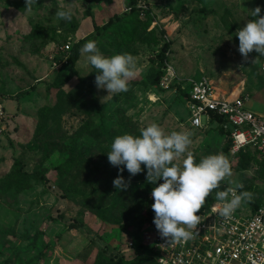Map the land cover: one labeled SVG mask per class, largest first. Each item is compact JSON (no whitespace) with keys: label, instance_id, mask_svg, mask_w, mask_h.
Here are the masks:
<instances>
[{"label":"rangeland","instance_id":"1","mask_svg":"<svg viewBox=\"0 0 264 264\" xmlns=\"http://www.w3.org/2000/svg\"><path fill=\"white\" fill-rule=\"evenodd\" d=\"M139 6L149 8L152 17L132 14L123 32L105 31L97 45L106 56L127 52L136 58L130 81H147L153 66L161 71L160 83H129L127 92L113 95L95 87L99 109L80 82L96 76L86 54L76 63L80 77L64 81L65 46L95 37L93 19L104 24L128 14L129 0H37L31 11L25 0H0V103L6 114L0 128V264H96L100 254L129 260L155 255L154 186L150 183L148 193L144 186L136 195L133 191L147 170L119 191L113 186L119 169L106 153L117 135H139L154 122L166 133L190 132L188 151L196 162L225 155L226 137L216 124L201 130L190 125L188 98L179 87L187 78L207 75L216 94L246 96L248 107L264 115V57L254 64L243 61L235 35L253 19L256 6L264 14V0H144ZM58 8H72L78 27L58 19ZM165 42L170 45L162 61ZM26 91L19 100L9 99ZM185 155L174 163L182 165ZM225 156L231 179L244 185L238 191L253 193L251 202L241 204L264 205V163L250 158L243 166L241 156ZM16 159L29 172L42 170L48 185L18 174ZM67 161L71 164L62 165ZM122 175L129 179L126 168ZM221 185L218 190L229 186L227 178ZM149 258L144 264H152Z\"/></svg>","mask_w":264,"mask_h":264},{"label":"clouds","instance_id":"2","mask_svg":"<svg viewBox=\"0 0 264 264\" xmlns=\"http://www.w3.org/2000/svg\"><path fill=\"white\" fill-rule=\"evenodd\" d=\"M36 3L37 0H25V9L31 11ZM55 15L58 19L71 22L74 11L72 8H58ZM251 16L253 19L238 27L235 35L243 61L254 64L264 57V14L261 7L252 9ZM252 52L257 53L255 58H250ZM80 53L86 54V60L96 70L94 83L98 89L106 90L108 95L129 90V81L136 68V58L131 53L106 56L95 40L87 41L80 48ZM139 133L117 135L106 153L108 162L120 173L113 180V186L119 191L127 190L131 177L146 168V180L154 185L151 190L154 201L151 207L155 213L153 223L159 235L168 242L193 237L201 222L197 213L213 190H217L215 199L223 202L217 214L224 219L229 218L242 202L253 198L250 191H238L244 185L231 179L232 167L223 153L209 154L196 162L193 153L188 151L190 132L166 133L153 122L140 128ZM185 153L182 165L174 163L176 156ZM125 168L129 173L128 180L122 175ZM226 178L229 186L218 190L221 181Z\"/></svg>","mask_w":264,"mask_h":264},{"label":"built area","instance_id":"3","mask_svg":"<svg viewBox=\"0 0 264 264\" xmlns=\"http://www.w3.org/2000/svg\"><path fill=\"white\" fill-rule=\"evenodd\" d=\"M65 48L70 50L71 44ZM185 81L182 87L189 95L193 128L221 125L232 141L230 154L247 146L264 154V115L248 107L246 96L224 98L216 94L213 80L207 75ZM5 115L0 103V128ZM222 204L214 200L203 208L201 222L188 240L168 242L156 229L152 242L159 264H264V205L256 211L240 205L224 219L217 214ZM129 244L134 246L133 242Z\"/></svg>","mask_w":264,"mask_h":264},{"label":"trees","instance_id":"4","mask_svg":"<svg viewBox=\"0 0 264 264\" xmlns=\"http://www.w3.org/2000/svg\"><path fill=\"white\" fill-rule=\"evenodd\" d=\"M140 1H144V0H129V13L128 14H124V15H116L114 17H111L108 19L107 22H105L104 24H98L94 21L93 19V27H94V31L96 33V36L93 37L90 40H95L97 42V36L101 35L103 32L111 30V29H116L120 32H123V27L127 25V18L131 17L132 14H136L138 12H143L145 13L147 16L152 17L151 16V11L149 8H141L139 6V2ZM87 13L93 16V12L92 10L87 7ZM131 14V15H130ZM71 23L78 27L77 21L75 20V18L73 17L71 20ZM89 40H87L86 38H82L79 39L78 41L74 42L71 46V49L69 50V55H68V67H69V73L67 74L66 78H65V82L71 80L74 76H79V72L76 68V63L80 58V48ZM169 43L165 42L160 50L159 53V58L163 61L165 59V55L166 52L169 49ZM161 71L160 70H156L153 66L150 67L149 72H148V76H147V81H143V80H139V81H129L130 84H138L141 83L143 85H147V84H151V85H159L160 83V78H161ZM80 77V76H79ZM95 81V74L91 73L86 77H80V82L86 87V89L88 90V92L90 93V95L92 96L91 98V102L94 106L98 107L99 109H101V104L99 102L97 93H96V85L94 83ZM180 90L186 95L187 98H189L188 92H187V88H183L182 84L179 86ZM33 88H35V85L33 86ZM28 94V91L26 92H21L16 94L15 96L9 97V99H16L19 100L20 97L22 95H26ZM218 120H222V119H218ZM219 128V130H221L226 137V143L224 145V153L225 155H228L231 149V145H232V141L231 138L229 136V132L225 131L224 128L219 125L217 126ZM238 156H241V164L243 166H245L247 164V161L250 158H256L260 163H264V154L259 151L258 149H254L251 148L249 146L241 149L237 154ZM71 161H67L65 163H63L62 165H70ZM15 166H16V172L24 177H35L41 181H43L45 184L48 185L49 180L46 176V174L42 171V170H34V171H27L24 169V164L20 159H16L15 160ZM142 186H144L145 188V192H150L151 190V185L149 182H147V180H143L141 182V184H136L134 186V195L138 194L139 189L142 188ZM154 186V185H153ZM220 187H222V185L220 184ZM225 189V188H223ZM215 190H213L214 192ZM212 192V193H213ZM210 194L207 198H206V203L205 205L201 208V210L197 213V215H200L203 211V208L207 205L210 204L211 202H213L215 199V195ZM251 202V201H250ZM243 205V204H241ZM259 208V204H257L256 202H252L251 203V210L252 211H256ZM99 214L102 217L104 216L103 210L102 209H98ZM131 222V221H130ZM150 256H153V260L152 264H159L158 259L156 254L155 255H151L150 253L147 252L146 256H144L142 259L136 258L133 260H129L127 259L124 255H119V256H105L104 254H100L97 258V262L96 264H144L148 261H150L151 259L149 258Z\"/></svg>","mask_w":264,"mask_h":264}]
</instances>
